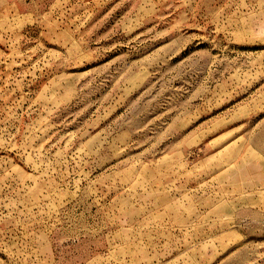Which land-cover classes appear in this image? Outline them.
<instances>
[{"label":"rangeland","instance_id":"1","mask_svg":"<svg viewBox=\"0 0 264 264\" xmlns=\"http://www.w3.org/2000/svg\"><path fill=\"white\" fill-rule=\"evenodd\" d=\"M0 264H264V0H0Z\"/></svg>","mask_w":264,"mask_h":264}]
</instances>
